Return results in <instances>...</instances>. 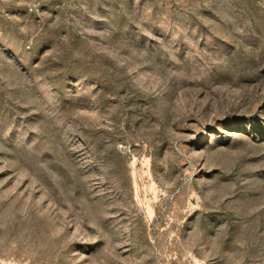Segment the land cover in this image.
<instances>
[{
  "label": "rangeland",
  "instance_id": "1",
  "mask_svg": "<svg viewBox=\"0 0 264 264\" xmlns=\"http://www.w3.org/2000/svg\"><path fill=\"white\" fill-rule=\"evenodd\" d=\"M0 264H264V0H0Z\"/></svg>",
  "mask_w": 264,
  "mask_h": 264
}]
</instances>
